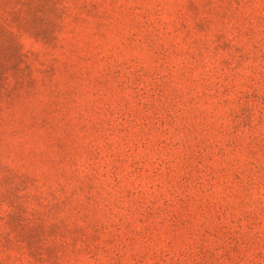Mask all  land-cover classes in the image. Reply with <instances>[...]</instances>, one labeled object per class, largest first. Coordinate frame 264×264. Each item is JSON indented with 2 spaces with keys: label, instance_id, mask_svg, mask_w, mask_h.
<instances>
[{
  "label": "rangeland",
  "instance_id": "374dc122",
  "mask_svg": "<svg viewBox=\"0 0 264 264\" xmlns=\"http://www.w3.org/2000/svg\"><path fill=\"white\" fill-rule=\"evenodd\" d=\"M0 264H264V0H0Z\"/></svg>",
  "mask_w": 264,
  "mask_h": 264
}]
</instances>
